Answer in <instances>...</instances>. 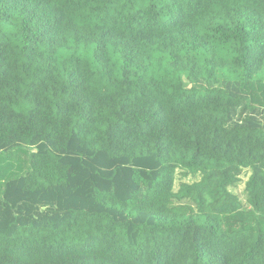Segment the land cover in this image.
Segmentation results:
<instances>
[{"label":"trees","instance_id":"trees-1","mask_svg":"<svg viewBox=\"0 0 264 264\" xmlns=\"http://www.w3.org/2000/svg\"><path fill=\"white\" fill-rule=\"evenodd\" d=\"M0 264H264V0H0Z\"/></svg>","mask_w":264,"mask_h":264},{"label":"rangeland","instance_id":"rangeland-1","mask_svg":"<svg viewBox=\"0 0 264 264\" xmlns=\"http://www.w3.org/2000/svg\"><path fill=\"white\" fill-rule=\"evenodd\" d=\"M249 175H250V171L247 169H244L240 175V183L237 184L235 187L231 188V191L233 192V194L236 195L241 200L242 204L244 205H245L244 185H245V182L248 180ZM197 180H198V177L184 178L181 172H177L175 175L174 191H176L179 185H181L182 183H191Z\"/></svg>","mask_w":264,"mask_h":264}]
</instances>
